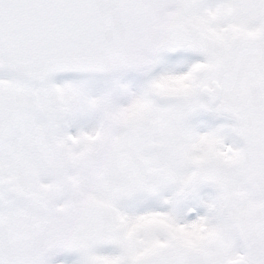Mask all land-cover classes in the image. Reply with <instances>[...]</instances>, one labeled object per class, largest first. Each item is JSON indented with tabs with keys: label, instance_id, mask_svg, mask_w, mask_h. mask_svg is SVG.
Listing matches in <instances>:
<instances>
[{
	"label": "snow or ice",
	"instance_id": "obj_1",
	"mask_svg": "<svg viewBox=\"0 0 264 264\" xmlns=\"http://www.w3.org/2000/svg\"><path fill=\"white\" fill-rule=\"evenodd\" d=\"M0 264H264V0H0Z\"/></svg>",
	"mask_w": 264,
	"mask_h": 264
}]
</instances>
